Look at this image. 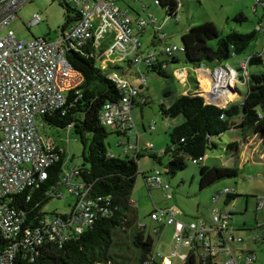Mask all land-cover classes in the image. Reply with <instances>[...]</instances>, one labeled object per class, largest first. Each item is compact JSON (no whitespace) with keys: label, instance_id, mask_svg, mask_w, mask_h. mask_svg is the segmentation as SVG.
Wrapping results in <instances>:
<instances>
[{"label":"trees","instance_id":"obj_1","mask_svg":"<svg viewBox=\"0 0 264 264\" xmlns=\"http://www.w3.org/2000/svg\"><path fill=\"white\" fill-rule=\"evenodd\" d=\"M63 1L67 4L65 0ZM260 1L264 2V0ZM155 5L163 8L167 16L173 19L177 16V10L181 3L179 0H157ZM254 7L261 8V15L256 23L258 24L264 18V5L257 6L255 3ZM74 11V17L68 14L65 16L59 35L64 28L78 20L76 7H74ZM234 19L243 21L246 20V16L243 13H238ZM258 32L255 28L247 33L232 30L221 34L211 21H206L200 25L189 27L181 34L183 49L179 52L184 54V62L192 66L204 64L205 67H209L207 66L209 62L224 63L231 56L242 54L250 42L256 38ZM211 40H215V43H211ZM62 47L65 48V55L72 66L82 73L83 80L74 89L65 93L66 101L63 106L41 116L40 132L43 138H46L52 136L47 132L49 128L71 130L82 145L81 164L70 166L69 162L72 157L68 155L67 149L54 141L59 156L46 168V178L15 194L16 207L22 217V223L21 231H17L20 238L17 240L14 251L13 264H163L152 256L153 239L146 233V229L149 228L158 235L164 226H172L166 223L167 215H161L160 211L170 208L175 210V208L172 207V204L162 207L155 205L149 213L151 221L141 223L138 219L137 207L132 200L136 177L142 173L148 190H158L164 199L173 197L171 190L169 189L170 197H167L166 191H163L154 182H152L153 184L149 182L147 178L152 176L156 170L159 171L160 176L163 172L173 177L186 167L189 159L192 164L200 165L197 177L198 189L206 188L222 179L237 177L239 173V142L233 140L219 143L214 140L231 129H240L243 132V146L250 139H247L248 136L252 140L254 139V142L256 141L255 143H258L259 147L261 146V154L264 155V71H249L246 92L239 102H228L224 106H220L204 101L201 94L195 91L181 94L168 105L163 102L159 103V111L163 117L174 118L178 115L183 117L182 122L174 125L168 133L169 142L160 153L152 152L151 149L141 148L136 151L132 148L136 151L135 155L131 157L126 154L121 157V154L125 153L115 154L109 151L105 139L112 132L125 135L132 128L126 132L109 128L110 131L100 122L103 105L106 102H116L123 92V89L109 77L110 69H114L115 66L104 69L97 65L96 62H100V56L92 41L78 45L73 41L66 40ZM247 58L248 68L263 64L260 53H251ZM129 61V59L126 60L128 63ZM177 61L179 59L174 53L165 54L161 51L160 54H154L149 61L142 60L139 63L141 65L140 72L145 75V72L152 70L163 77H168L170 76L167 71L168 63ZM129 83L138 86V94L132 98L134 107L136 96L139 95V88L146 85L139 82L138 84ZM164 94H170V92L165 91ZM138 144L139 147H142L140 142ZM127 147L128 144L125 146V150H128ZM216 149H222L223 154L231 158L233 165L215 164L209 166L202 163L206 151ZM144 151L155 163L161 165L163 171L154 166L144 174V171L139 169L138 161L143 156L141 152ZM197 157H201V160L192 162V159ZM66 168L77 171L73 182L81 185V188L76 193L69 192L75 196V199L73 203L69 204L67 213H52V216L59 215L64 225L61 226L60 235L51 240L41 229L42 219H46L42 209L48 201L60 197L62 174ZM218 194L220 196L221 192ZM80 197H83L82 202H90L93 212L91 221L82 225H80L82 220L76 210V203ZM238 197L240 195L235 190H230L224 193L223 202L228 204ZM254 197L256 207L263 209L264 194ZM259 197L263 199L261 206L257 202ZM153 213L157 214L158 218H152ZM235 213L236 209L234 208L230 213L229 227ZM173 216L175 220L183 222L201 219L193 217L190 220H181L177 217L176 210ZM77 227L80 228L79 231L76 230ZM25 230L28 233H25ZM231 232L233 238L229 240L228 244L235 263L230 264H240L232 245L235 241L242 239L239 240L238 237H235L236 234ZM25 237L28 238L27 242H25ZM37 238H40L39 242L36 241ZM4 242L0 231V248H2V244H5ZM124 244L125 248L122 247ZM201 251L199 243L196 242L194 247L190 246L180 261L172 260L171 264H225L223 258L228 257L226 255L202 258ZM157 256L161 259L165 257L159 253ZM247 257H250L251 260L247 261ZM254 257L253 253L247 254L244 264H254L252 260Z\"/></svg>","mask_w":264,"mask_h":264},{"label":"built area","instance_id":"obj_2","mask_svg":"<svg viewBox=\"0 0 264 264\" xmlns=\"http://www.w3.org/2000/svg\"><path fill=\"white\" fill-rule=\"evenodd\" d=\"M24 0H0V231L5 244L0 248V264H13L14 251L20 238L22 217L17 211L16 196L23 188L32 187L42 182L47 175L46 168L57 158L58 153L52 136L43 138L41 116L59 108L65 103V93L78 86L82 80V73L75 69L65 55L64 41H73L82 45L92 41L100 56L101 67L115 64L110 56L119 54V60L129 59V63L137 65L142 60L149 61L155 54L139 53L140 41L138 34L146 21L144 18L132 20L129 11L122 9L117 0H72L78 10V20L62 30L55 39L33 37L19 40L11 31L3 33L17 16V9ZM157 0H155L156 2ZM257 6L264 5L260 0H254ZM255 11H256V7ZM34 21L41 20L39 14H34ZM151 21L154 23V19ZM256 29L264 34V18L256 24ZM114 33V41L101 51V39L106 33ZM158 32V29H157ZM183 49L182 45H166L162 52L171 54ZM101 51V52H100ZM101 55L105 56L101 58ZM212 79L208 102L217 101V97L229 89L236 88L238 82L246 84L249 80L248 58L239 62L237 69L229 64L217 63L209 69ZM112 79L123 89L121 97L116 102H106L100 112V122L115 130L126 132L133 127L131 109L132 98L138 94V86L130 84L124 77L111 70ZM142 72L138 74V82L146 85ZM126 88V90H125ZM153 129V124L149 125ZM138 140H133L127 148L139 151L141 148L151 149V143L139 147ZM201 157L192 159L198 162ZM76 170H63L62 184L66 191L76 193L81 185L73 182ZM167 192L170 197L169 183L156 170L147 178ZM153 184V183H152ZM230 190L224 188L221 193ZM59 196L61 193L59 192ZM219 194L213 197L217 200ZM28 198V197H27ZM77 201L76 210L82 220L80 225L91 221L93 212L89 201ZM260 206L262 197L257 199ZM230 209H220L217 206L209 208L208 219H198L183 222L174 219V209H164L160 214H166V223L173 226V237L178 245L184 243L192 246L199 243L202 258L205 256L224 257V263H235L228 244L232 237V230L228 226L231 218ZM72 215V214H70ZM69 215V216H70ZM62 217V216H61ZM152 218H158L153 213ZM73 221V220H72ZM75 223V222H74ZM63 223L59 215L49 219H42L41 229L51 240L60 235ZM75 225V224H74ZM80 230L79 227L76 228ZM25 233H28L25 230ZM28 238L25 237V242ZM37 242L40 238H37ZM177 253V248L173 255ZM184 257V256H183ZM182 257V258H183ZM247 261L251 258L247 257ZM172 263L170 257L162 259L163 264Z\"/></svg>","mask_w":264,"mask_h":264},{"label":"rangeland","instance_id":"obj_3","mask_svg":"<svg viewBox=\"0 0 264 264\" xmlns=\"http://www.w3.org/2000/svg\"><path fill=\"white\" fill-rule=\"evenodd\" d=\"M65 1L67 4L63 0H24L17 9L16 18L3 29V33L11 31L19 40H28L33 37L57 38L61 26L64 23L65 16L68 14L74 17L75 15L74 2L72 0ZM179 2L181 5L177 10V19H170V17H166L167 14L163 8L155 5V0L117 1L118 4H123L127 7L130 4L134 11L145 19L146 23L144 27H146V30L140 37L138 34V38L143 51H150L155 54H160L166 45H180L181 34L191 26H197L206 21H211L221 34H226L232 30L247 33L256 28L257 20L261 15L260 7H257L255 11L254 0H179ZM238 13H243L246 16V20H235L234 17ZM34 14H39L41 20L34 21ZM129 15L131 18H135V14L132 11H130ZM152 18H154L156 23H162V28L165 32L164 37L157 38L154 35V26L151 23ZM105 36L106 42H103L104 38L101 39V43H104H102L101 47L108 46L114 41L113 32L110 34L106 33ZM210 42L215 43V40H211ZM254 52L262 55L263 64L249 66V71H264V34L262 32L257 33L256 38L250 42L242 54L231 56L224 64H229L237 69L239 62ZM115 55L116 53L112 54V57ZM174 55L178 57L179 61L168 63L167 71L170 73V76L163 77L152 70L145 72L146 87L139 88V95L136 96V99L138 101L145 99L146 103L143 105H135L131 111L133 127L129 132L133 133H127L128 135H126L130 137V141H133L137 137L141 138L140 141L142 144L148 141L147 143H151L154 146L152 151L153 149L156 151L161 148L163 149L169 142L168 133L172 127L181 123L183 120L181 115L174 118L163 117L159 111V103L163 102L168 105L181 94L195 92V89L201 94L204 101L207 102L209 96L206 93L211 90L210 86H212L210 75L205 76L201 70L202 67L192 66L184 62L183 53L175 51ZM96 63L101 67L99 61ZM126 63L125 59L120 64L123 66L125 73L117 69L114 71L124 77L128 82L138 84V77L135 71L141 65L134 66L130 63L129 68L125 70L127 67ZM216 64L209 62L207 66H209V69H212ZM182 68L186 69V77L185 75L179 76L178 73H180V70L174 71ZM232 90L234 91L233 88ZM236 90H238L239 94L236 95L234 92L228 94L230 95L229 97L236 95L234 102H239L246 92V84L238 82ZM165 91H169L170 94H164ZM219 101L221 102L220 99L217 100L218 103ZM150 124H153V129H150ZM106 127L108 129L110 128L108 126ZM47 132L53 136L55 142H57V133H59V137L62 138V142L60 141L59 143L67 149L68 155L72 157L69 162L70 166L81 164L82 145L71 130L49 128ZM66 133L68 134L67 142L63 140L66 138ZM126 135H119L115 132L110 133L105 139L108 150L116 154L119 153L118 151L121 148L120 146H116V143L123 142L126 145ZM243 137V132L240 129H231L214 139L219 143H227L233 140L239 142V173L237 177L222 179L206 188L198 189L197 177L200 165L192 164L189 159L186 167L175 176L170 177L163 172L161 174L163 180L169 183L173 197L171 199H164L158 190H152L153 193L155 192L153 200L159 207L175 203L178 209L184 208L185 212L183 213L182 220H190L199 215H207L208 217V210L211 206H218L220 209L234 207L236 213L230 221V228L234 229L233 232L239 240L242 239L241 241H235L232 245V249H235L237 258L239 259V263L244 264L246 255L253 253L255 254V257L252 259L253 263L264 264V209L256 207L254 197L255 195L264 194V155L263 153L261 154V146L259 147L258 143H255L256 141L254 142V139L252 140L249 136L247 139H250L243 146ZM221 146L223 147V144ZM248 152H251L252 155L250 156ZM124 155L126 154H121V157ZM128 155L132 157L133 153L130 151ZM152 161V158L147 153L141 157L139 165L146 170L150 163L152 164ZM202 163L209 166L215 164L233 165L231 158L225 156L222 149L206 151ZM157 167L163 171L160 164H157ZM136 183L133 189L136 195L146 190L141 177L137 178ZM224 188L232 191L235 190L240 197L228 204H224V193H221L217 200H213V197L219 192H222ZM133 192L132 196L135 197ZM60 193L61 196L59 198H53L43 206L42 210L45 212L44 217L46 219H49L53 212L67 213L69 211V204L74 202L75 196L66 191L63 186L60 187ZM143 196L137 201V204L135 203V206L138 210L139 221L146 223L150 221L149 213L151 210V202L149 198ZM246 200L247 204L244 210ZM240 216L242 217L239 218ZM243 223L245 224L243 225ZM172 232V228L165 227L157 235L149 228L146 229V233L153 239L152 256L161 263L162 259L157 256V253L161 256H170L173 261H180L190 248L184 243L178 245V240L173 237ZM125 246V244L122 245L123 248ZM176 248L177 253L173 255Z\"/></svg>","mask_w":264,"mask_h":264},{"label":"crops","instance_id":"obj_4","mask_svg":"<svg viewBox=\"0 0 264 264\" xmlns=\"http://www.w3.org/2000/svg\"><path fill=\"white\" fill-rule=\"evenodd\" d=\"M118 1V0H117ZM118 4V3H117ZM122 9H127L128 11H129V13H130V11H132V12H134V14H135V18H131L132 20H137V19H139L140 17L141 18H143L142 16H140L138 13H136V11H134V9L130 6V4H129V7H127L126 5H120V4H118ZM167 18H168V16H166ZM176 19H177V16L175 17ZM154 19V18H153ZM177 21V20H176ZM151 23L153 24V26H154V35L157 37V38H161V37H164L165 36V32H164V30H163V28H162V23H160V24H158V23H156V21L154 20V23L151 21ZM157 29H158V32H157ZM145 30H146V27H143V29L140 31V33H139V37L142 35V33H144L145 32ZM110 34V33H109ZM104 43L106 42V36L104 37V41H103ZM102 42V43H103ZM101 43V44H102ZM103 43V44H104ZM181 45V44H180ZM107 46H105V47H101L102 49H101V51L103 50H105V48H106ZM100 51V52H101ZM177 52H179V51H177ZM139 53H141V54H144V55H146V54H148V53H151L150 51H143L142 50V47H141V44H140V47H139ZM104 58L105 56H103V55H101V58ZM110 58L111 59H113L114 60V62H115V64H112V63H109L110 61V59H108V58H105L104 60L106 61V63L109 65V66H107V67H114L115 66V68L113 69H110V70H118V71H121V72H124L125 73V71H123V66H121L120 64H121V61H123V60H119V54L118 53H116V55L115 56H113L112 57V55L110 56ZM134 65V64H133ZM139 64H137V65H134V66H138ZM126 69L125 70H127V68H129V66H130V63H126ZM168 68V67H167ZM140 69H141V66L138 68V69H136V73H137V77H138V74L140 73ZM177 70H180V73H178L179 74V76H182V75H185V77H186V69H184V68H182V69H176V70H174V71H177ZM201 70L203 71V73H204V75L206 76V75H210L209 74V68H201ZM211 78V77H210ZM184 83V82H183ZM143 87H146V86H143ZM210 88H211V86H210ZM195 91H197L196 89H195ZM198 92V91H197ZM199 92H201V91H199ZM231 92H234V93H236V95L237 94H239V92H238V90H236V89H234V91L231 89L230 90V92L229 91H226V92H224L222 95H220V96H218L217 97V99L219 100H221V102L219 101V103L218 104H221V105H225L226 103H228V102H233L234 101V97L236 96H232V97H229L230 95L228 94V93H231ZM206 95L207 96H212V95H214L213 94V91H208V93H206ZM146 103V101H145V99H142L141 101H138L137 99H136V101H135V103H134V106L135 105H138V104H145ZM134 108V107H133ZM68 133V132H67ZM66 133V138H64L63 140L64 141H68V134ZM128 134H132L133 132H127ZM127 133H125V135L127 134ZM127 134V135H128ZM126 135V145L128 144V145H130V144H132V142L133 141H130V137L129 136H127ZM62 138L61 137H59V133H57V144L58 145H60V146H62V144L61 143H59L60 141L62 142V140H61ZM135 139H137L140 143H141V138H139V137H137V138H135ZM148 141H146V143H147ZM124 144V145H123ZM142 144V143H141ZM125 143H123V142H119V145H117V143H116V146H120V148H121V150L120 151H118L119 152V154H121V153H125V154H127L128 155V153L131 151L132 153H133V155H135V150H133L132 148H128V150H125ZM142 145H144V144H142ZM152 148H154V146L152 145V147H151V150H152ZM163 149L161 148L160 150H158V151H156V150H154L153 149V151L152 152H157V153H160L161 151H162ZM143 151V150H142ZM253 151V150H252ZM113 153H115V152H113ZM116 154V153H115ZM141 154L144 156L145 154H147L145 151L144 152H141ZM248 154L251 156L252 154H251V152L249 153L248 152ZM140 159H141V157H140ZM140 159H139V161H138V167H139V169L140 170H142V171H144V174H146L147 172H149L154 166H157V163H155L154 161H152V164L150 163V165H151V167H150V165L148 166V169H144V168H142V167H140V165H139V162H140ZM73 166H75V165H73ZM138 177H141V179H142V183L144 184V186H145V188H146V190H143L141 193H138L137 195L135 194V190H134V192H133V194H135V197L134 196H132V200L137 204V201L138 200H140V198H142L141 196L142 195H144L146 198H149L150 199V202H151V210L154 208V206L156 205L155 204V202H154V200H153V195L155 194V192L153 193L152 191H149L148 190V188H147V186H146V183H145V180H144V176H143V174L142 173H139L138 174V176L136 177V180H137V178ZM136 186H137V183H136ZM157 194V193H156ZM160 194V193H159ZM161 195V194H160ZM143 196V197H144ZM246 204H247V200H246V202H245V206H244V208H246ZM172 207H174L175 208V210H176V214H177V217L179 218V219H183L182 217H183V213L185 212V209L184 208H180V209H178L177 207H176V204L174 203V204H172ZM218 207V206H217ZM240 209V208H239ZM263 209H264V207H263ZM151 210H150V212H151ZM245 210V209H244ZM196 217H199V218H203V219H208V217H207V215H205V216H201V215H199V216H196ZM242 216H240L239 218H241ZM151 221V220H150ZM146 223H149V222H146ZM165 227H169V228H172L173 229V227L172 226H164L159 232H162V230L165 228ZM232 231H234V229H231ZM172 235H173V232H172ZM235 235V234H234ZM235 237H236V235H235ZM234 250V249H233ZM233 252V251H232ZM234 252H235V250H234ZM235 254H236V252H235ZM170 257V256H169ZM168 262V261H167Z\"/></svg>","mask_w":264,"mask_h":264},{"label":"clouds","instance_id":"obj_5","mask_svg":"<svg viewBox=\"0 0 264 264\" xmlns=\"http://www.w3.org/2000/svg\"><path fill=\"white\" fill-rule=\"evenodd\" d=\"M233 89H236V88H233ZM230 90H231V89H230ZM228 91H229V90H228ZM207 102H208V101H207ZM211 102H212V103H215V104H218L217 101H210V103H211ZM219 105H221V104H219ZM221 106H224V104L221 105Z\"/></svg>","mask_w":264,"mask_h":264},{"label":"water","instance_id":"obj_6","mask_svg":"<svg viewBox=\"0 0 264 264\" xmlns=\"http://www.w3.org/2000/svg\"><path fill=\"white\" fill-rule=\"evenodd\" d=\"M200 67H204V68H208V67H205L204 64H201ZM212 103V102H211ZM219 105V104H218ZM221 106V105H220Z\"/></svg>","mask_w":264,"mask_h":264}]
</instances>
